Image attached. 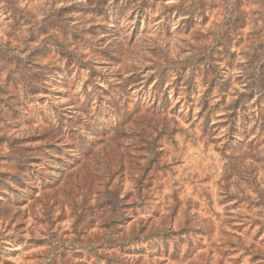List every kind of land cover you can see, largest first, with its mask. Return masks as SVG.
<instances>
[{"label":"rangeland","instance_id":"1","mask_svg":"<svg viewBox=\"0 0 264 264\" xmlns=\"http://www.w3.org/2000/svg\"><path fill=\"white\" fill-rule=\"evenodd\" d=\"M262 64L264 0H0V264H264Z\"/></svg>","mask_w":264,"mask_h":264},{"label":"trees","instance_id":"2","mask_svg":"<svg viewBox=\"0 0 264 264\" xmlns=\"http://www.w3.org/2000/svg\"><path fill=\"white\" fill-rule=\"evenodd\" d=\"M98 7H104L105 2L100 1V3L97 4ZM200 7H202V2L200 4ZM192 15V14H191ZM191 18L188 15L185 19V23H190ZM40 48H36L31 52L23 61H19V53H14L16 55V65H15V73L18 80V82L21 83V87L25 90V92L29 94H35L38 84L40 83L41 79L43 78L42 73L40 74V71L43 69L40 67V64L33 61V58L40 55ZM18 58V59H17ZM40 58H43L42 56ZM212 61V59H209V62ZM208 62V61H207ZM254 63V62H252ZM253 74H250L249 81L246 85L245 91L247 94H257L258 96L264 98V64L259 66L258 68L253 67L252 68ZM12 81L15 86V79L13 76H11L8 80ZM3 92L0 88V96ZM249 97V95H248ZM11 99V98H10ZM249 99H246V102ZM228 114L227 119L230 125H233L235 121L237 120L240 111L242 110L240 107L238 108L237 103H232L228 107Z\"/></svg>","mask_w":264,"mask_h":264}]
</instances>
